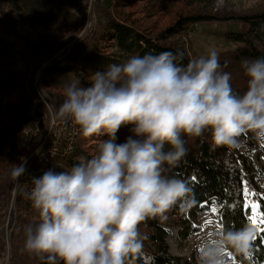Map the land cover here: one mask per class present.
Segmentation results:
<instances>
[{"label":"clouds","instance_id":"obj_1","mask_svg":"<svg viewBox=\"0 0 264 264\" xmlns=\"http://www.w3.org/2000/svg\"><path fill=\"white\" fill-rule=\"evenodd\" d=\"M184 59L180 50L133 55L94 71L87 87L78 79L67 84L58 118L71 119L85 137L107 139L71 168L31 177L24 195L39 220L25 228V251L49 264H130L148 238L142 222L196 203L189 181L173 174L190 139L212 151L240 149L245 137L264 145V56L241 61L242 93L214 48ZM129 125L131 134L117 143ZM25 171L24 162L16 164L11 178ZM256 231L244 223L202 232L196 264H232L229 254L247 261Z\"/></svg>","mask_w":264,"mask_h":264},{"label":"rangeland","instance_id":"obj_2","mask_svg":"<svg viewBox=\"0 0 264 264\" xmlns=\"http://www.w3.org/2000/svg\"><path fill=\"white\" fill-rule=\"evenodd\" d=\"M108 8L115 20L154 38L178 19L224 18L262 11L264 0H223L222 4L218 0H0V72L12 74L9 81L0 78V129H10L0 136V264H49L24 249L25 228L39 220L38 211L24 195L32 187L31 177L61 165L58 156L70 154L75 146L86 155H94L98 145L107 139L106 136L85 137L71 119L58 118V109L65 99L64 88L77 78L72 72L58 74L52 67L83 38L104 30ZM246 28L236 20L202 22L193 35L182 36L180 43L189 58L207 55L211 48L220 57L238 45L225 33ZM255 31L264 41V25ZM111 43L112 40H101V51L119 63L126 60ZM228 66L231 82L246 87L247 77L241 69L232 64ZM96 70L103 69L85 66L83 74L90 80ZM130 134L118 131L117 143L124 142ZM240 150L264 168V153L246 143ZM22 162L26 171L13 180L11 170ZM259 197H264V176L256 185L244 183L249 219L258 230H264L263 214L259 208L252 210L255 204L258 206ZM213 207L216 206L211 203L207 211L191 217L197 231L184 240L179 237L177 226L170 223V217L162 220L171 255L185 259L186 264H196L197 237L214 226L220 227L218 208L212 212ZM229 258L232 264H238L230 254ZM130 264L138 263L130 260Z\"/></svg>","mask_w":264,"mask_h":264},{"label":"trees","instance_id":"obj_3","mask_svg":"<svg viewBox=\"0 0 264 264\" xmlns=\"http://www.w3.org/2000/svg\"><path fill=\"white\" fill-rule=\"evenodd\" d=\"M105 15L107 24L104 30L83 38L52 67L53 71L58 74L72 72L80 81L81 86H89V80L83 74L85 66L90 69H103L108 64L119 63V60H114L101 51V40H112L110 46L115 47L117 52L125 58L133 55L142 56L145 53L159 54L164 51L180 50L185 53L183 63L186 64L189 56L185 47L180 43V38L187 34L193 35L200 23L213 21L236 20L247 27L246 30H230L225 33L227 38L237 42L238 45L233 51L220 55L224 71H227L228 65L232 64L233 67L240 68L243 72L242 60L264 56V41L255 35L258 26L264 25V9L224 18L187 16L178 19L154 38L143 34L133 26L115 20L109 14V8L106 9ZM225 56H228L227 60L224 59ZM0 78L9 81L12 79V74L1 71ZM231 84L238 92L242 93L246 89L245 86H240L235 82ZM130 127V125L121 127L119 132H129ZM9 132L10 129H0V136ZM244 139L247 145L264 153L263 146L257 145L250 137ZM189 147L191 151L186 161L175 169L173 174L189 181L196 203L186 211L173 208L167 213L171 219L170 223L177 226L179 237L184 240L197 231L191 217L207 211L211 203L218 208L217 221L220 227L238 228L244 223H251L248 216L249 208L244 198V183L249 182L256 185V182L264 176V168L257 166L251 155L240 149L229 151L221 147L212 151L207 142L200 143L198 140L191 139ZM58 157L61 166L69 169L79 161V157L90 158L91 156L75 146L70 154ZM62 170L60 168V171ZM18 199L17 195L16 202ZM258 208L264 216V197L258 198ZM165 227L159 218L142 222L140 230L148 238L143 242L141 252L130 257V260L138 264H186L185 259L169 253L166 241L168 232ZM232 257L238 264H264V230L257 229L252 252L247 261H242L240 257Z\"/></svg>","mask_w":264,"mask_h":264},{"label":"snow or ice","instance_id":"obj_4","mask_svg":"<svg viewBox=\"0 0 264 264\" xmlns=\"http://www.w3.org/2000/svg\"><path fill=\"white\" fill-rule=\"evenodd\" d=\"M193 180H195V177H193ZM253 208L255 209V205L253 206ZM212 212H217V208L216 207H213L212 208ZM253 222L255 223V215L253 216Z\"/></svg>","mask_w":264,"mask_h":264},{"label":"bare ground","instance_id":"obj_5","mask_svg":"<svg viewBox=\"0 0 264 264\" xmlns=\"http://www.w3.org/2000/svg\"><path fill=\"white\" fill-rule=\"evenodd\" d=\"M252 210H256V211H258V206H257V204H255V209L252 207Z\"/></svg>","mask_w":264,"mask_h":264},{"label":"water","instance_id":"obj_6","mask_svg":"<svg viewBox=\"0 0 264 264\" xmlns=\"http://www.w3.org/2000/svg\"><path fill=\"white\" fill-rule=\"evenodd\" d=\"M79 39H80V38H79ZM79 39H77V40H79ZM77 40H76V41H77ZM8 241H9V237H8Z\"/></svg>","mask_w":264,"mask_h":264},{"label":"built area","instance_id":"obj_7","mask_svg":"<svg viewBox=\"0 0 264 264\" xmlns=\"http://www.w3.org/2000/svg\"><path fill=\"white\" fill-rule=\"evenodd\" d=\"M191 36V35H190Z\"/></svg>","mask_w":264,"mask_h":264}]
</instances>
